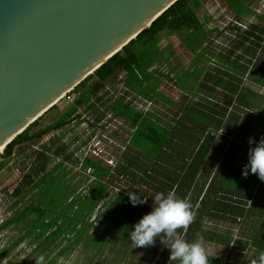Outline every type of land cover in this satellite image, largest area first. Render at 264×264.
Masks as SVG:
<instances>
[{"label": "trees", "instance_id": "1", "mask_svg": "<svg viewBox=\"0 0 264 264\" xmlns=\"http://www.w3.org/2000/svg\"><path fill=\"white\" fill-rule=\"evenodd\" d=\"M223 2L236 19L220 30H233L238 40L233 42V48L217 56V63L209 62L211 54L206 42L208 34L218 32V28L205 29L196 13L201 1L177 0L150 27L67 93H75L77 97L66 116L37 128L44 113L4 148L0 171L16 148L37 142L60 129L69 118H77L75 114L81 105L93 107L101 99L98 93L106 83L118 71L125 73L122 81L125 94L113 98L106 107L114 119L122 120L129 129V142H122L126 144L122 159L110 168L85 155L79 165L84 177L78 178L74 172L69 174L65 164L74 159L73 153H65L69 145L59 144L54 135L25 153L30 166L10 195L15 197L14 205L28 196L31 199L0 223V230L12 225H20L23 230L15 241L0 249V260L28 239L34 245L29 255L43 254L47 264H68L63 260L77 245L81 247L84 264H106L112 257L116 261L130 257L133 264L145 261L151 264V258L157 254L158 260L153 264H168V249L159 239L153 246L136 247L147 248L143 255L139 249L132 250L128 232L151 210L154 199L133 206L128 192L138 194V188H144L153 198L157 193L174 191L190 202L194 220L186 230H178L183 238L229 248L226 258L208 253L210 264H241V260L264 264V182L255 174L246 178L241 174L250 147L248 137L256 141L261 137L253 132V127L264 131L260 93L243 84L247 75L251 82L264 88V58L257 61L255 57L264 54V26L249 22L242 28L240 20L243 12L254 13L261 20L264 13L250 7L249 0ZM165 34L179 35L181 45L203 64L178 72L170 64L174 50L168 44L160 46ZM209 63L215 66L214 71L207 69ZM165 64L169 65L167 73L160 71ZM172 72L170 77L168 73ZM196 75H201L198 83L201 88L221 92V106L187 101L176 109L173 121L163 123L150 112L137 109L132 98L126 99L132 94L172 106L173 102L158 91L163 79L173 78L185 95H191L195 85L187 87L185 83ZM240 109L243 111L237 112ZM96 117L105 116L100 113ZM218 129L223 132L215 134ZM119 178L124 179L123 184ZM84 181H87L84 189H79ZM208 221H215L214 227L205 225ZM220 223L231 231L221 230ZM234 229L236 234L232 233Z\"/></svg>", "mask_w": 264, "mask_h": 264}, {"label": "water", "instance_id": "2", "mask_svg": "<svg viewBox=\"0 0 264 264\" xmlns=\"http://www.w3.org/2000/svg\"><path fill=\"white\" fill-rule=\"evenodd\" d=\"M177 0H0V154Z\"/></svg>", "mask_w": 264, "mask_h": 264}, {"label": "rangeland", "instance_id": "3", "mask_svg": "<svg viewBox=\"0 0 264 264\" xmlns=\"http://www.w3.org/2000/svg\"><path fill=\"white\" fill-rule=\"evenodd\" d=\"M201 6L196 10V13L203 23L206 30L217 27L218 32H211L208 35V40L206 47L211 54V59L209 62L217 63V56L223 53V51L233 48L234 41L237 39V34L233 30L226 29L224 31L220 30L225 27L231 19H236L235 15L226 7L223 0H200ZM248 4L250 7L254 8L257 13H264V0H249ZM254 13H241V23L242 28L246 26L249 22H258L264 26V20L258 17ZM240 18V17H239ZM260 18V19H259ZM231 23L228 24L230 26ZM170 45L171 49L174 50V55L171 58L170 64L175 65L178 72H183L187 69L195 68L203 64L199 60H195L193 54L189 53L184 46L180 43V37L177 34L174 35H163L160 41V46L165 47ZM238 51H241L238 50ZM213 52V55H212ZM257 61L261 58H264V54L255 55ZM254 58V57H253ZM169 65L165 64L161 66L160 71L167 73ZM208 70L214 71L215 66L208 64ZM169 76H173L172 73H168ZM125 73L123 71H118L105 85V88L102 89L98 96L101 97L99 101H95L93 107H87V105H81L75 116L77 118H69L68 121L60 127L58 130H54L47 135H44L39 141L32 142L28 146H22L14 150L13 155L9 158L7 165L0 171V221L3 222L8 216H12L14 211L18 206L26 204L30 201L31 197H26L19 204L14 205L13 202L15 197L10 195L11 191L17 186L21 181L23 174L27 171L30 166V160L25 158V153H29L31 149L38 148L43 144L50 136L54 135L57 142L60 144H66L68 146L66 154L73 153L74 158L71 162L66 161L68 172H74V175L78 178H83L84 174L79 171V165L81 158L85 155L92 157L98 161L101 165L106 167L113 168L114 165L120 161L121 152L124 150L126 144H123V141L129 142L128 132L129 129L125 126L124 122L120 119H114L112 114L109 113L106 109L109 102L112 101L116 96H122L125 94V91L122 87V81L124 79ZM247 77V75H246ZM245 76L243 77L244 86L252 87L253 91L258 89L260 93V98L264 103V88L258 87L256 84L251 82V80ZM195 80V82L193 81ZM201 80L200 76H193L186 80L187 87H190L192 84L195 85V90L191 95H185V91L181 90L176 86V82L173 78H164L158 87V91L166 96L173 102L172 106H168L166 102L161 100L146 101L139 97H134L132 94H128L126 99H133V105L137 109L150 112L156 119L161 120L163 123L168 121H173L172 116L175 113L176 109L183 103L190 101L196 102L197 100L203 101L207 105L215 103L216 107L221 106L223 102V97L221 92L207 91L205 88H201L198 83ZM81 88L80 90H82ZM251 89V88H250ZM251 89V90H252ZM124 92V93H123ZM186 96V97H185ZM77 94L70 93L66 97H61L60 100L56 102L53 109L45 112L43 118L39 121L37 128L44 127L46 124H50L59 117L66 116L65 112L67 111L70 104L74 103L76 100ZM240 109L237 112H242ZM256 112V109H253ZM102 113L105 116L102 119L96 117L98 114ZM238 116H242L237 114ZM175 121V120H174ZM253 132L256 134L264 135L259 129L253 127ZM223 129L214 130L215 134L222 133ZM55 139V140H56ZM135 147L142 148L141 146L135 145ZM121 149V150H120ZM144 149V148H143ZM64 153V154H65ZM147 155H152L151 152L145 150ZM78 160V163L76 162ZM2 159L0 158V161ZM59 160V158H58ZM121 184L124 183V179L119 178ZM87 181H84L79 189H84ZM138 195L145 198L147 203L153 201V195L145 191V189L138 188ZM215 221H208L205 225L208 227H214ZM236 226H234L235 228ZM221 230H229L223 224H219ZM231 231V230H229ZM23 230L20 225H12L4 230H0V249L9 244L12 241H15L21 234ZM232 233L236 234V230H232ZM207 253L216 256H223L226 258L229 248L220 247L216 244L209 242H202ZM34 245L28 243V239H24L20 244H18L6 257L0 260V264H34V256H30V251ZM132 246V245H131ZM80 245H77L75 249L71 251L68 258L63 260L68 264H84L85 258L83 253L80 250ZM139 248H132L133 251H136ZM147 249V248H145ZM145 249H139V254L143 255ZM137 252V251H136ZM108 250L106 249L105 255H108ZM103 259V258H101ZM130 257H127L125 260L120 259L116 261L113 257L106 264H133L130 261ZM158 260L157 256L151 258V264ZM250 260L240 261L241 264H249ZM134 264H138L135 262ZM143 264H148L145 261Z\"/></svg>", "mask_w": 264, "mask_h": 264}, {"label": "clouds", "instance_id": "4", "mask_svg": "<svg viewBox=\"0 0 264 264\" xmlns=\"http://www.w3.org/2000/svg\"><path fill=\"white\" fill-rule=\"evenodd\" d=\"M223 132V131H222ZM250 145L247 162L241 169L246 178L255 174L264 182V135L258 141L248 137ZM129 202L136 206L144 204L145 198L136 192H128ZM151 210L142 215L128 232L132 248L153 246L157 239L168 249V264H210L209 255L200 240L187 241L180 234L194 220L191 204L180 198L174 191L167 194L157 193ZM35 264H47L46 257L40 254L34 257Z\"/></svg>", "mask_w": 264, "mask_h": 264}, {"label": "built area", "instance_id": "5", "mask_svg": "<svg viewBox=\"0 0 264 264\" xmlns=\"http://www.w3.org/2000/svg\"><path fill=\"white\" fill-rule=\"evenodd\" d=\"M69 93V92H68ZM67 95V94H66ZM66 95H65V97H66ZM0 223H2L1 221H0Z\"/></svg>", "mask_w": 264, "mask_h": 264}]
</instances>
